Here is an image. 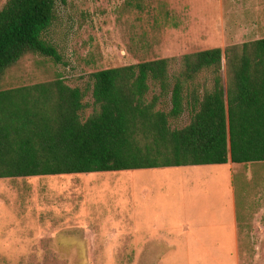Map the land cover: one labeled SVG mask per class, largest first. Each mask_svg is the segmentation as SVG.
Returning <instances> with one entry per match:
<instances>
[{"label":"rangeland","instance_id":"rangeland-1","mask_svg":"<svg viewBox=\"0 0 264 264\" xmlns=\"http://www.w3.org/2000/svg\"><path fill=\"white\" fill-rule=\"evenodd\" d=\"M262 37L264 0H65L44 34L61 60L25 55L0 89L57 78L83 89L102 69ZM85 101L87 116L90 94ZM171 123L183 127L189 116ZM104 174L113 183L95 206L118 219L102 230L107 235L87 238L84 230L39 222L41 209L71 208L69 193L58 197L52 188L73 191L74 178L0 179V264H264V162Z\"/></svg>","mask_w":264,"mask_h":264},{"label":"trees","instance_id":"trees-1","mask_svg":"<svg viewBox=\"0 0 264 264\" xmlns=\"http://www.w3.org/2000/svg\"><path fill=\"white\" fill-rule=\"evenodd\" d=\"M64 3L6 0L0 81L25 55L61 60L44 34ZM90 81L0 89V179L264 162V37L102 69ZM184 113L189 123L173 127Z\"/></svg>","mask_w":264,"mask_h":264},{"label":"crops","instance_id":"crops-1","mask_svg":"<svg viewBox=\"0 0 264 264\" xmlns=\"http://www.w3.org/2000/svg\"><path fill=\"white\" fill-rule=\"evenodd\" d=\"M231 163V162H228ZM226 163V164H228ZM234 164V163H233ZM224 165V164H220ZM244 165V164H243ZM210 165H198V166H184L191 169H202L203 167H208ZM120 172V171H117ZM104 173H111V172H91V173H76V174H66V175H54V176H67L74 178L75 182L73 185V191L63 188L51 187L53 189L52 194L58 193V197L63 196L62 194L69 193L71 202H74L71 205L70 209H57L55 207L48 208L46 210H39L38 215H40V223L47 222L49 227L53 228H73L84 230L83 236L87 237H103L107 235V233H102V230L109 229L108 223L111 221L116 222L115 220L118 219L116 214H108V212H104L102 209L96 207L101 199L103 198L102 193L104 192L105 188L109 187L113 181H106L103 180L106 175ZM232 176L231 173H229ZM39 177H47V176H35V177H28V178H39ZM52 177V176H49ZM22 179V178H17ZM56 179V177H54ZM15 180V179H13ZM72 181V180H71ZM54 186H55V182ZM61 186V184L59 185ZM99 186V187H98ZM58 189V190H57ZM233 189V188H232ZM49 190V189H48ZM100 190V191H99ZM47 192V191H46ZM230 193L231 205H232V212H234V217L236 218V197L235 192ZM51 193V192H50ZM41 198H44L43 196ZM45 199H49L45 198ZM235 203V206H234ZM50 205L51 202H50ZM69 214V220L62 219L64 215ZM237 220V219H236ZM69 221L68 225L64 226V223ZM88 231L90 232L88 234ZM237 233V227H236ZM235 233V237H236Z\"/></svg>","mask_w":264,"mask_h":264}]
</instances>
